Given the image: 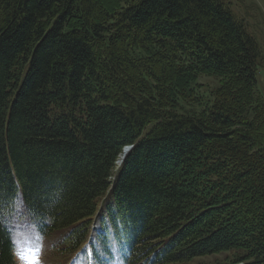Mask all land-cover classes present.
<instances>
[{"label":"trees","instance_id":"1","mask_svg":"<svg viewBox=\"0 0 264 264\" xmlns=\"http://www.w3.org/2000/svg\"><path fill=\"white\" fill-rule=\"evenodd\" d=\"M111 1L0 0V264L21 219L64 256L99 215L130 264H264L258 35L228 0Z\"/></svg>","mask_w":264,"mask_h":264},{"label":"rangeland","instance_id":"2","mask_svg":"<svg viewBox=\"0 0 264 264\" xmlns=\"http://www.w3.org/2000/svg\"><path fill=\"white\" fill-rule=\"evenodd\" d=\"M114 1L115 0L111 1V5L114 4ZM228 2L231 4L233 10L237 12L236 14L241 18H244V20H241L250 22V29L258 35L264 52V0H228ZM197 83H202L203 86H200L199 89H201L202 87V90L208 93L212 88L219 86L220 80L218 76H215L213 74H205L200 78L198 77ZM256 90L258 91L259 96L264 100V66L258 71ZM194 107L198 108L197 112H200L199 106ZM62 232L64 233L65 230H63ZM54 236L56 238L60 237L59 234H54ZM26 240V238H23L21 240V245H26L25 253H32L30 264H37V262L38 264H59L57 262L51 263L50 259L46 256V253L51 245L50 239H45V242L43 237L39 238L38 241ZM68 257H70V255H67L65 257L63 256V262L66 263V259ZM217 257L219 256L205 258L204 264L215 262V258Z\"/></svg>","mask_w":264,"mask_h":264},{"label":"bare ground","instance_id":"3","mask_svg":"<svg viewBox=\"0 0 264 264\" xmlns=\"http://www.w3.org/2000/svg\"><path fill=\"white\" fill-rule=\"evenodd\" d=\"M133 148L132 145L125 147L124 153H122V156L119 158L120 160L117 161L118 168L122 165L123 161L125 160L128 152ZM127 149V150H126Z\"/></svg>","mask_w":264,"mask_h":264},{"label":"snow or ice","instance_id":"4","mask_svg":"<svg viewBox=\"0 0 264 264\" xmlns=\"http://www.w3.org/2000/svg\"><path fill=\"white\" fill-rule=\"evenodd\" d=\"M37 264H38V262H37Z\"/></svg>","mask_w":264,"mask_h":264}]
</instances>
